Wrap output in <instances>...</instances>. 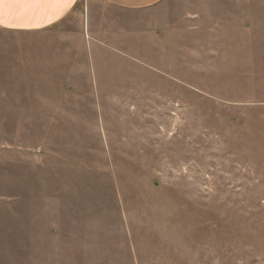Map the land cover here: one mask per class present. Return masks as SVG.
Listing matches in <instances>:
<instances>
[{
	"label": "rangeland",
	"instance_id": "1",
	"mask_svg": "<svg viewBox=\"0 0 264 264\" xmlns=\"http://www.w3.org/2000/svg\"><path fill=\"white\" fill-rule=\"evenodd\" d=\"M99 1L0 29V264H264V0Z\"/></svg>",
	"mask_w": 264,
	"mask_h": 264
},
{
	"label": "crops",
	"instance_id": "2",
	"mask_svg": "<svg viewBox=\"0 0 264 264\" xmlns=\"http://www.w3.org/2000/svg\"><path fill=\"white\" fill-rule=\"evenodd\" d=\"M164 0H103L106 7L126 14L143 10ZM99 0H0V29L15 33L49 32L67 35L78 24L90 22L91 7L100 12ZM94 5V6H93ZM95 11V12H96ZM94 12V14H95ZM102 14V13H101ZM107 19L109 14H102Z\"/></svg>",
	"mask_w": 264,
	"mask_h": 264
}]
</instances>
